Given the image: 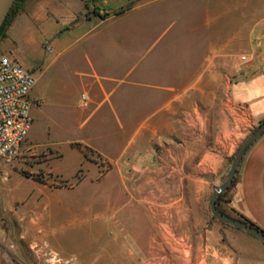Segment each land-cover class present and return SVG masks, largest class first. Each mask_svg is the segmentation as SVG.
I'll return each mask as SVG.
<instances>
[{
	"label": "crops",
	"instance_id": "0c3cea01",
	"mask_svg": "<svg viewBox=\"0 0 264 264\" xmlns=\"http://www.w3.org/2000/svg\"><path fill=\"white\" fill-rule=\"evenodd\" d=\"M171 1L26 0L0 43V55L20 64L10 38L14 25L37 32L42 39L57 33L52 45L46 40L41 45L54 53L51 61L61 60L60 75L68 74L80 89L73 94L59 91L53 101V128L66 135L48 143L29 134L26 150L50 153L46 168L58 177L63 176L49 165L62 158L61 148L76 154L81 162L73 175L83 163L84 175L102 166L107 168L106 175L119 176L125 168H143L140 173L147 174L149 182L136 188L139 192L148 188L153 193L145 194L144 201L162 240L166 239L165 214L170 206L159 207L148 200L165 198L163 193L172 190V177L222 176L235 150L236 123L250 126L264 119V0H259L252 20L235 29L254 34V41L245 43V53L253 60L239 67L235 59L230 65L226 107L219 88H205V76L211 80L215 77L205 75L202 36L200 46L198 36L188 42L191 50L196 48V55L198 46L200 51L199 68L189 74L179 66V54V59L172 61L168 49L171 39L154 53L164 32L162 20L171 13ZM128 16L132 22H123ZM245 38L239 35L237 41L244 42ZM72 49L81 50L83 66L76 62ZM29 71L35 83V72ZM81 93L86 95V107L80 106ZM29 98L33 124L36 118L44 117L45 100L37 97L34 85ZM200 183L203 179H197L190 190L198 189ZM228 206L234 215L264 232V134L242 157L228 193ZM244 234L229 232L235 264H264V244Z\"/></svg>",
	"mask_w": 264,
	"mask_h": 264
},
{
	"label": "rangeland",
	"instance_id": "374dc122",
	"mask_svg": "<svg viewBox=\"0 0 264 264\" xmlns=\"http://www.w3.org/2000/svg\"><path fill=\"white\" fill-rule=\"evenodd\" d=\"M258 3L259 0H172L171 13L162 20L164 32L154 53L171 39L168 49L172 61L179 54V66L189 74L199 68L202 36L205 75L215 77L211 80L205 76V88H219L220 100L226 107L230 65L235 59L239 67L253 60L245 53V43L254 41V34L235 29L252 20L259 10ZM123 22L131 23V16ZM239 35L246 37L244 42L237 41ZM196 36L197 55L196 48L191 50L188 43ZM10 38L20 65L35 72V94L45 100L44 117L33 121L28 135L51 143L66 135L52 125L56 94H73L80 86L68 74L60 75L61 60L51 61L54 53L42 47L45 40L52 45L58 39L57 33L42 39L37 32L14 25ZM80 51L72 49L76 62L83 66ZM243 55L248 58L246 63L240 60ZM258 123H236L235 150ZM27 146L25 140L15 158L0 161V264H235L229 232L240 230L213 218L207 207L212 187L223 182L227 170L220 177H172V190L163 193L165 198L148 200L159 207L170 206L165 214L166 239L162 240L155 217L144 201L145 194L153 193L148 188L140 192L136 188L149 182L147 174L140 173L143 168H125L119 176L106 175L107 168L102 166L84 175L83 163L80 172L73 175L81 162L76 154L61 148L62 158L49 165L54 173L63 176L58 177L46 168L50 153L31 152ZM81 151L89 156L87 151ZM197 179H203V183L190 190ZM228 193L222 197L221 208L238 218L229 209ZM153 236L156 239L152 240Z\"/></svg>",
	"mask_w": 264,
	"mask_h": 264
},
{
	"label": "built area",
	"instance_id": "2783aa9c",
	"mask_svg": "<svg viewBox=\"0 0 264 264\" xmlns=\"http://www.w3.org/2000/svg\"><path fill=\"white\" fill-rule=\"evenodd\" d=\"M48 50V48H46ZM246 63V56L240 57ZM34 85L32 73L16 60L0 55V161H10L20 151L32 124L29 92ZM81 107L87 106L85 94L79 95Z\"/></svg>",
	"mask_w": 264,
	"mask_h": 264
},
{
	"label": "water",
	"instance_id": "95a60500",
	"mask_svg": "<svg viewBox=\"0 0 264 264\" xmlns=\"http://www.w3.org/2000/svg\"><path fill=\"white\" fill-rule=\"evenodd\" d=\"M15 1L16 0H0V27ZM263 133H264V119L259 121L258 125L252 130V132L242 141V143L235 150L232 159L229 163V167L223 182L217 186L212 187L211 189V192L207 200V207L212 217L218 220L219 222L228 225L232 228H235L237 230H240L264 244V233L248 225L244 221L233 219L231 217L221 214L215 207V199L217 195L222 193L230 185L245 152L247 151L249 146Z\"/></svg>",
	"mask_w": 264,
	"mask_h": 264
},
{
	"label": "trees",
	"instance_id": "16d2710c",
	"mask_svg": "<svg viewBox=\"0 0 264 264\" xmlns=\"http://www.w3.org/2000/svg\"><path fill=\"white\" fill-rule=\"evenodd\" d=\"M26 2V0H16L14 2V4L12 5L11 9L9 10L5 20L3 21L1 27H0V40L6 37V29L10 26L11 22L13 21L14 17L20 12L22 6L24 5V3ZM264 134V133H263ZM73 147L78 146L79 145H72ZM84 156H86V153H84ZM233 156V155H232ZM232 156L230 157L229 161H231ZM238 169V168H237ZM78 172H80V169L78 170ZM236 174H237V170L235 172V175L230 183V185L220 194L217 195L216 199H215V207L216 209L223 215H226L228 217L233 218L232 216H230L229 214H227L222 208H221V202H222V197L225 196L228 191L231 189V187L234 185L235 180H236ZM233 219H237V220H241L244 221L245 223H247L248 225L260 230L262 233H264L261 229H259L257 226H255L254 224L238 217V218H233ZM225 225V224H224ZM228 226V225H225Z\"/></svg>",
	"mask_w": 264,
	"mask_h": 264
},
{
	"label": "bare ground",
	"instance_id": "6f19581e",
	"mask_svg": "<svg viewBox=\"0 0 264 264\" xmlns=\"http://www.w3.org/2000/svg\"><path fill=\"white\" fill-rule=\"evenodd\" d=\"M67 261V260H66ZM70 261H67V263H69Z\"/></svg>",
	"mask_w": 264,
	"mask_h": 264
}]
</instances>
